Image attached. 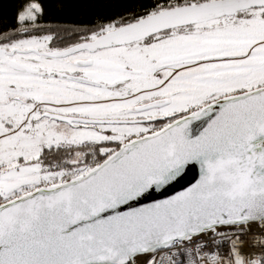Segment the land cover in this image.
<instances>
[{
	"label": "snow or ice",
	"instance_id": "snow-or-ice-1",
	"mask_svg": "<svg viewBox=\"0 0 264 264\" xmlns=\"http://www.w3.org/2000/svg\"><path fill=\"white\" fill-rule=\"evenodd\" d=\"M0 264H264V0H0Z\"/></svg>",
	"mask_w": 264,
	"mask_h": 264
}]
</instances>
